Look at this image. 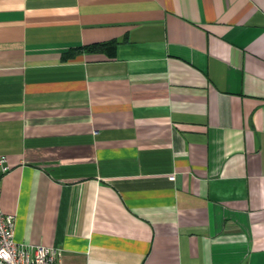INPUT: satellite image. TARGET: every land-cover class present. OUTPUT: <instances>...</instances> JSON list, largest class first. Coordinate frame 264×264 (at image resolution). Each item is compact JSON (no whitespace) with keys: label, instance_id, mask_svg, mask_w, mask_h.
<instances>
[{"label":"crops","instance_id":"obj_1","mask_svg":"<svg viewBox=\"0 0 264 264\" xmlns=\"http://www.w3.org/2000/svg\"><path fill=\"white\" fill-rule=\"evenodd\" d=\"M0 155L63 264H264V0H0Z\"/></svg>","mask_w":264,"mask_h":264},{"label":"built area","instance_id":"obj_2","mask_svg":"<svg viewBox=\"0 0 264 264\" xmlns=\"http://www.w3.org/2000/svg\"><path fill=\"white\" fill-rule=\"evenodd\" d=\"M9 169L7 157L0 155V178ZM14 224L15 215L0 208V264H63L54 247L14 241Z\"/></svg>","mask_w":264,"mask_h":264}]
</instances>
